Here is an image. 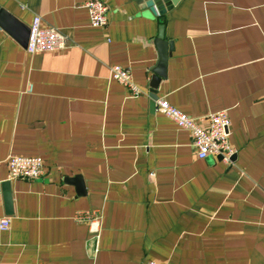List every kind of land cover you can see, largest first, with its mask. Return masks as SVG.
<instances>
[{"label":"crops","instance_id":"crops-1","mask_svg":"<svg viewBox=\"0 0 264 264\" xmlns=\"http://www.w3.org/2000/svg\"><path fill=\"white\" fill-rule=\"evenodd\" d=\"M87 1L0 0L22 24H0V173L11 154L44 159L41 176L10 180L12 206L0 193L11 218L0 264H264V0H179L164 13L104 0L105 25ZM36 14L67 46L28 51ZM161 24L172 47L154 87ZM158 97L203 125L226 109L233 159L198 157Z\"/></svg>","mask_w":264,"mask_h":264},{"label":"built area","instance_id":"built-area-1","mask_svg":"<svg viewBox=\"0 0 264 264\" xmlns=\"http://www.w3.org/2000/svg\"><path fill=\"white\" fill-rule=\"evenodd\" d=\"M86 6L90 12L93 25H105L108 22V5L104 0H88ZM67 34L59 27L43 24V17L36 14L30 25L27 49L30 52L56 50L67 46ZM112 77L130 87L134 94H139L141 89L132 79L129 67L115 63L111 66ZM157 108L173 119L180 127L188 129L191 134L192 145L200 158L210 154L218 155L226 161L233 159L237 148L230 139V119L226 109H219L204 115L207 124L203 125L200 120L186 111L180 109L166 97L157 98ZM8 173L4 178L0 173V193L3 190L5 179L19 177L36 178L44 173V159L40 155H17L11 154L7 158ZM90 212L80 213L79 217L90 216ZM10 216L5 215L0 219V227H10ZM95 219H91L94 229L97 230Z\"/></svg>","mask_w":264,"mask_h":264},{"label":"water","instance_id":"water-1","mask_svg":"<svg viewBox=\"0 0 264 264\" xmlns=\"http://www.w3.org/2000/svg\"><path fill=\"white\" fill-rule=\"evenodd\" d=\"M179 0H148V5L151 6L152 10L156 13H164L166 10L170 9L174 4L178 3ZM0 24L11 32H19L21 28V23L19 19L6 8L0 5ZM165 25L161 24L158 44L160 48V56L157 66L154 68L155 75L152 80V85L156 87L161 76L166 75L168 58L171 53L172 42L165 37L164 33ZM26 42L28 43L30 26L26 28ZM156 90V89H155ZM235 156V155H234ZM3 193L6 199V202L12 206V190H11V181H3Z\"/></svg>","mask_w":264,"mask_h":264}]
</instances>
